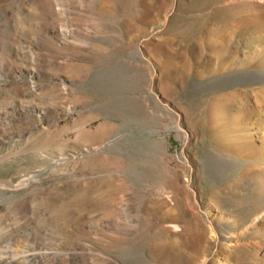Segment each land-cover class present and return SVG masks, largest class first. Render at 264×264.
I'll return each mask as SVG.
<instances>
[{
  "label": "rangeland",
  "instance_id": "rangeland-1",
  "mask_svg": "<svg viewBox=\"0 0 264 264\" xmlns=\"http://www.w3.org/2000/svg\"><path fill=\"white\" fill-rule=\"evenodd\" d=\"M0 264H264V2L0 0Z\"/></svg>",
  "mask_w": 264,
  "mask_h": 264
},
{
  "label": "bare ground",
  "instance_id": "bare-ground-1",
  "mask_svg": "<svg viewBox=\"0 0 264 264\" xmlns=\"http://www.w3.org/2000/svg\"><path fill=\"white\" fill-rule=\"evenodd\" d=\"M258 1L264 2V0H258ZM222 238H226V236L222 235L220 231L215 226H213V229L211 230V233L208 238L209 242L216 245L220 243Z\"/></svg>",
  "mask_w": 264,
  "mask_h": 264
}]
</instances>
